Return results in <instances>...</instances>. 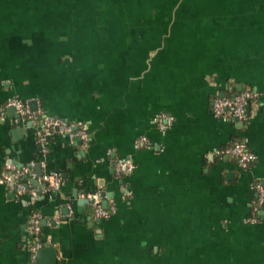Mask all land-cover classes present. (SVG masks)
Instances as JSON below:
<instances>
[{
  "label": "crops",
  "instance_id": "obj_1",
  "mask_svg": "<svg viewBox=\"0 0 264 264\" xmlns=\"http://www.w3.org/2000/svg\"><path fill=\"white\" fill-rule=\"evenodd\" d=\"M241 89L255 93L249 120L215 117L214 99ZM14 96L85 122L88 142L56 132L43 145L38 123H13ZM159 112L175 119L165 132ZM144 136L150 146L136 147ZM237 139L257 155L249 169L226 151ZM119 158L135 170L118 173ZM8 162L30 167L40 191L38 166L63 183L19 196L1 182ZM257 181L264 0H0V264H34L33 211L56 250L45 264H264Z\"/></svg>",
  "mask_w": 264,
  "mask_h": 264
},
{
  "label": "built area",
  "instance_id": "obj_2",
  "mask_svg": "<svg viewBox=\"0 0 264 264\" xmlns=\"http://www.w3.org/2000/svg\"><path fill=\"white\" fill-rule=\"evenodd\" d=\"M255 99V93L252 90H244L234 95L218 96L213 102V113L215 117L222 120L232 118L240 122L249 120V107ZM32 100L22 99L14 96L8 99L6 107L14 108L16 115L13 118L15 125H25L27 122L38 123L39 141L46 145L51 136L56 132L70 136L71 138L79 137L85 142L89 139V125L83 121L70 122L63 118L49 115L45 110L37 105L34 110L31 107ZM174 116L167 112H159L154 117V123L162 132L167 131L174 123ZM141 144L150 146L151 141L147 137H141L136 141V147ZM236 161L239 168L249 169L257 160V155L252 151L244 140H237L226 149ZM36 161H31L30 167L36 165ZM44 165V163H43ZM30 167H20L12 162L5 165V169L1 175V182L12 188L19 196H29L37 198L40 192H51L58 190L63 179L58 172H45L42 176L43 189L40 191L31 186L28 181H24L23 176L26 175ZM136 168V164L131 158H119L115 162V170L118 173H132ZM257 191L258 204L264 205V184L257 181L254 184ZM83 196L90 199L94 206L95 214L101 218H109L112 214L111 209H107L103 205V197L100 192H89ZM72 213V210H70ZM42 214L39 211H33L28 221V231L30 233L29 249L31 260L36 263L38 251L44 247L47 241L42 236Z\"/></svg>",
  "mask_w": 264,
  "mask_h": 264
},
{
  "label": "water",
  "instance_id": "obj_3",
  "mask_svg": "<svg viewBox=\"0 0 264 264\" xmlns=\"http://www.w3.org/2000/svg\"><path fill=\"white\" fill-rule=\"evenodd\" d=\"M223 96V95H222ZM31 107H32V109H36L37 108V102H36V100H33L32 102H31ZM11 110H14L15 111V109L12 107V108H10ZM243 123V122H242ZM12 133L13 134H15V136L17 137V136H20V135H22L23 134V128H21V127H18V128H15L13 131H12ZM38 168V176H42L43 175V172H42V170L39 168V166L37 167ZM28 175H25V177H27ZM56 253V250L53 248V247H51V246H46V247H44V248H41L39 251H38V261H39V264H45V263H42V259H43V261L44 260H47V258L49 257V256H53V258L55 257V254Z\"/></svg>",
  "mask_w": 264,
  "mask_h": 264
},
{
  "label": "trees",
  "instance_id": "obj_4",
  "mask_svg": "<svg viewBox=\"0 0 264 264\" xmlns=\"http://www.w3.org/2000/svg\"><path fill=\"white\" fill-rule=\"evenodd\" d=\"M244 90H245V89L237 90V91H235V93H233V94H227V95H234V94H236V93H238V92H241V91H244ZM237 140H242V139H237ZM237 140H234V141L232 142V144H233L235 141H237ZM232 144H231V145H232ZM234 160H235V159H234ZM23 179H24V181H27L25 175L23 176ZM257 206H258V207H264V205H262V206L259 205V204H258V201H257Z\"/></svg>",
  "mask_w": 264,
  "mask_h": 264
}]
</instances>
